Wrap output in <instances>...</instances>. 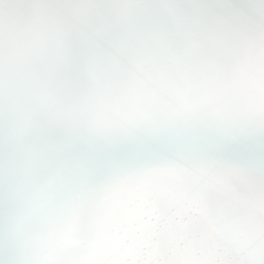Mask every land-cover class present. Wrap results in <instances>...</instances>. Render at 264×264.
Returning a JSON list of instances; mask_svg holds the SVG:
<instances>
[{"label": "snow or ice", "instance_id": "snow-or-ice-1", "mask_svg": "<svg viewBox=\"0 0 264 264\" xmlns=\"http://www.w3.org/2000/svg\"><path fill=\"white\" fill-rule=\"evenodd\" d=\"M0 264H264V0H0Z\"/></svg>", "mask_w": 264, "mask_h": 264}]
</instances>
